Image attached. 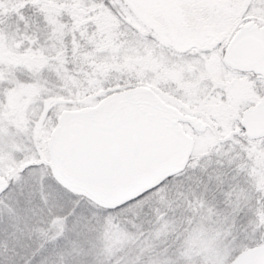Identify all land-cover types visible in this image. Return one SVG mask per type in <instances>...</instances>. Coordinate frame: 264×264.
<instances>
[{
    "label": "snow or ice",
    "instance_id": "obj_1",
    "mask_svg": "<svg viewBox=\"0 0 264 264\" xmlns=\"http://www.w3.org/2000/svg\"><path fill=\"white\" fill-rule=\"evenodd\" d=\"M0 264H264V0H0Z\"/></svg>",
    "mask_w": 264,
    "mask_h": 264
}]
</instances>
